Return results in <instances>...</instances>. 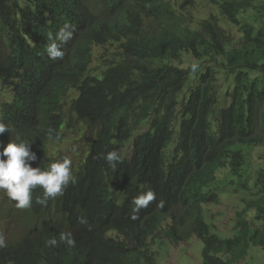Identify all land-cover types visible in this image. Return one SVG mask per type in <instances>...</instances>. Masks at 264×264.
<instances>
[{"label": "trees", "instance_id": "obj_1", "mask_svg": "<svg viewBox=\"0 0 264 264\" xmlns=\"http://www.w3.org/2000/svg\"><path fill=\"white\" fill-rule=\"evenodd\" d=\"M206 1L218 14L196 26L187 15L193 0H0V85L52 112L77 92L72 112H99L76 183L46 206L36 203L42 189L33 190L32 207L10 219L22 228L5 238L0 264H154L151 241L161 232L175 244L196 237L202 264H243L253 248L264 250V169L253 186L238 180L250 198L232 217V236L212 232L204 217V206L219 200L218 173L237 178L242 147L264 149V0ZM65 24L74 31L64 57L49 59L47 46ZM113 42L117 63L90 75L93 47ZM20 141L36 155L31 167L55 161L26 122L0 134V151ZM114 150L122 157L115 170L102 158ZM86 183L111 202L105 216L84 196ZM148 190L155 200L133 213V198ZM62 232L74 246L59 240ZM53 237L57 245L47 246Z\"/></svg>", "mask_w": 264, "mask_h": 264}, {"label": "clouds", "instance_id": "obj_2", "mask_svg": "<svg viewBox=\"0 0 264 264\" xmlns=\"http://www.w3.org/2000/svg\"><path fill=\"white\" fill-rule=\"evenodd\" d=\"M182 1L187 2V0ZM95 13L99 16V8L95 10ZM73 31L72 26L69 24H65L59 29L55 38L47 46L46 50L49 59H63L64 52L61 50V47L72 39ZM2 47L0 45V48ZM101 49L107 51V55L105 56L110 58L111 63H108L107 66L117 63L120 53L114 45L109 44L107 45V49L105 47H101ZM92 55L93 49L91 57ZM190 69L195 73L198 70V64L192 63ZM88 72L90 75L102 74L92 73L90 72V68ZM0 92L7 95V98L4 96L0 97V134L9 131L12 132L21 123L26 122L30 124L36 136L43 141L48 155L55 160L48 164L46 170H42L40 167H31L29 162L34 161L36 155L30 151V143L28 141H20L18 143L9 142L0 151V191L6 195L0 202V209L5 214L10 215L11 219L20 209L23 210L32 207V193L37 187L42 189V196L37 197L36 203L46 206L50 199L62 196L64 190L70 183H76V176L74 174L82 164V161L87 158L90 150L89 147L94 136L89 126L92 124V119L99 116V112H97L95 107L89 109V111L83 109L81 111L77 110L75 113L72 112L68 105L70 99L77 96V92L68 96V105L61 112H52L49 105L42 99L22 98L17 93L1 85ZM58 113L60 116H58ZM72 115H75V121L68 120ZM83 129H86L92 135L88 144L81 134ZM71 131L76 132V141L81 148L76 150L74 154L79 155L82 153L83 155L76 165L72 164L67 151L68 143L70 142L68 133ZM124 149H128L129 153L127 155H129L130 147L126 146ZM102 158L114 170L117 163L122 161L121 155L115 150L106 153ZM101 175L104 178L108 175V170L105 166L102 167ZM83 193L85 197L93 200L94 209L101 210V215L105 216V213H103L105 210L107 212L112 210L111 202L101 199L92 183H86L84 185ZM115 198L118 199L119 195L112 192L111 200ZM155 198L156 195L152 190H148L134 197L132 200V212L138 213L154 201ZM4 203H6L5 206ZM59 240L64 242L68 247L75 245V240L70 232H62ZM57 243L58 241L55 237L46 241L47 246L51 247H55ZM6 246L5 239L0 236V248Z\"/></svg>", "mask_w": 264, "mask_h": 264}, {"label": "rangeland", "instance_id": "obj_3", "mask_svg": "<svg viewBox=\"0 0 264 264\" xmlns=\"http://www.w3.org/2000/svg\"><path fill=\"white\" fill-rule=\"evenodd\" d=\"M211 13L218 14L217 9L209 5L206 0H193L192 6L187 9L190 23H194L196 26ZM3 43L4 39L0 33V45H3ZM113 45L118 50H121L118 42H113ZM105 55H107V51H103L101 47L93 48V55L90 57L89 64L90 72L103 73L105 71L107 64L111 63L110 58ZM218 85L227 86L223 84L221 78L218 80ZM2 96L7 98V95L0 92V97ZM146 129L147 125H142L141 131H145ZM81 134L88 144L92 135L86 129H83ZM68 137L70 138L67 148L68 155L72 164L76 165L83 155L82 153L79 155L74 154L76 150L81 149L79 143L76 141V132H69ZM242 151L245 155L246 163L240 176L237 178L230 175L223 177L222 173H218V178L215 180L213 188L218 193L219 200L215 204L204 206V217L210 229L222 237L232 236V226L234 223L232 217L234 213L244 208L241 199L250 198L248 194L241 191L240 187L237 186L238 180L253 186L257 172L260 169H264V149L258 147H242ZM128 153V149L123 150L124 155ZM4 196H6L4 192L0 191V202ZM5 205L6 203H4ZM253 216V212L248 213V219H251ZM9 219L10 217L4 218L3 223L0 224V235L4 237L8 234L4 239L8 238L14 231L22 228ZM201 251L202 244L196 237L175 244L161 232L155 240L151 241V253L154 258V264H202ZM243 264H264V250L253 248Z\"/></svg>", "mask_w": 264, "mask_h": 264}, {"label": "bare ground", "instance_id": "obj_4", "mask_svg": "<svg viewBox=\"0 0 264 264\" xmlns=\"http://www.w3.org/2000/svg\"><path fill=\"white\" fill-rule=\"evenodd\" d=\"M8 217H10V215L5 214V212L0 209V224L1 221L4 220V218H8Z\"/></svg>", "mask_w": 264, "mask_h": 264}]
</instances>
